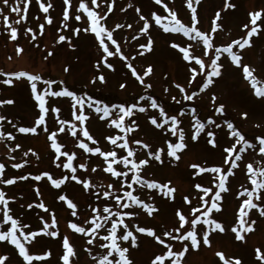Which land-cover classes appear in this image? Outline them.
<instances>
[{
  "label": "rangeland",
  "instance_id": "rangeland-1",
  "mask_svg": "<svg viewBox=\"0 0 264 264\" xmlns=\"http://www.w3.org/2000/svg\"><path fill=\"white\" fill-rule=\"evenodd\" d=\"M9 2L12 3L13 0H9ZM43 2L47 3L48 0H43ZM88 2L90 4V0ZM193 2L194 6L197 7L198 27L201 30L209 31L215 13L217 11L221 13V20L218 23H221L223 28L222 30H217L214 34L217 45H223L233 39L244 36L245 30L242 25L248 22V12L264 8V0H227L228 3L237 5L235 9H225L226 0H200L199 5L195 4V0ZM51 3L53 4V8L49 12L53 18L51 25H48L44 20V13L39 10L36 0H31V3L27 5V20L19 25L15 24L16 14L9 13L5 9V14L10 16V22L13 23V26L18 27L19 34L17 41L9 40L3 19L0 17V73H11L21 70L39 73L45 79H54L57 82L62 80L65 83L61 87L66 86L70 90H75L77 94L87 92L94 98L102 100L103 103H139L148 107L149 111L147 113L137 112L134 115L133 118L137 120L139 129L130 134V138L140 139L149 144L150 148L142 149L138 145H132V147L136 149L137 159L148 158L146 156L148 151L165 148V152L161 154L163 163L149 158L150 165L143 169L142 175L145 179L158 183L171 182L169 186L175 187L177 191L174 194L175 200L172 201L164 197L158 189L140 188L137 185H133L136 189L134 194L139 195L145 203L155 205L159 211L150 217L141 208L134 207L132 210L137 212L138 215L130 220L126 218V222L129 223L130 227L133 224H138L139 226L154 228L158 235L165 229L178 226L175 211L181 209L186 215L190 214V206L186 205L182 198L189 196L192 199V204L196 205V198L199 193L194 188V184L201 183L204 186H212V174L194 175L196 170L191 165L227 167V165L223 164L225 153L222 149L230 146L234 141L228 134L229 130L225 121H231L250 141L253 137L264 136V101L253 95L249 83L243 79L242 69L232 65L226 54H222L220 58V62L224 65L223 74L219 78H214L215 82L213 85L201 92L198 87L202 80L200 76L197 77L196 81L189 84V64L182 59V54L170 45L172 42L180 43L181 46H187L188 43H192L193 46L190 50L192 54L202 56V44L191 42L188 38L183 37L182 34L164 33L162 28L157 26L154 20L151 19V16L154 12L160 15H167V13L164 12L163 6L156 5L154 0H114L113 11L108 14L106 24L110 28L117 23L124 25L123 28L115 31L114 36L120 42L122 51L129 57V60L121 61L115 57L109 58L110 62L114 63L115 71L107 68L100 70L106 76L107 82L104 84L99 82L94 85L90 84L89 81L93 75L98 74L94 68L98 57L96 43L89 34L81 32L79 36H76L72 33L73 27L83 28L86 21L85 19L81 21L70 19L68 22L69 28H64L61 23L64 8L63 0H51ZM78 3L79 0H72L70 14L78 7ZM97 3L99 8L96 10L103 14L102 10H106L108 3H112V0H97ZM164 3H167L170 9L177 12L182 22L189 23L190 10L187 8L185 0H164ZM21 6L24 7L23 4ZM90 6L92 5L90 4ZM0 7L5 6L0 4ZM136 8L140 9V13L135 11ZM121 9L124 10L121 11ZM140 15H144L149 19L152 25L150 35L154 41L152 51L145 52L143 55L138 54L143 51L139 45L146 42V36L139 34V29L143 25V21L139 19ZM41 23L45 24L42 35L39 34L38 28ZM127 25H132V27L129 28ZM28 27H31L37 33L35 40H32L31 33L26 31ZM61 34L71 36L72 44L75 47L69 48L67 41L58 42V36ZM134 36L137 38L133 39ZM17 44L23 48V52L19 55L16 54ZM49 52H52L51 56L48 55ZM242 52V62L255 67L257 69L255 73L257 77L264 80V33L259 38L254 37L253 46L250 48L246 47ZM129 62L132 63L140 75H143L149 66L152 67V73L144 78L146 84L150 83L152 85L150 89H146L131 75L130 69L126 67ZM66 66L69 68L68 72L64 71ZM5 78L7 77L0 76V99H12L14 103L11 105H0V115L6 116L17 127L31 126L38 115V108L30 95L27 81L25 79L16 81L14 86L10 87L2 83ZM121 83L126 84L124 89L119 87ZM176 84L183 86L189 94L196 91L197 96L193 101L183 100V94L176 88ZM41 86L38 85V87ZM140 96L155 98L169 115H177L178 119L181 120L180 127L185 131L187 148L179 153L181 155L179 161L167 156L165 144L166 140L175 141L176 138L172 137L170 133L165 134L161 130L155 129L151 125L147 117L149 114L157 115L158 110L151 109L147 99L139 100ZM174 96L179 103L173 101L172 97ZM49 104L61 107V119L70 118L69 101L67 99L49 98ZM221 104L224 105L223 114L216 112V108ZM193 107L196 108L195 118H199L206 124V131L215 133V138L218 142L217 147L213 148L206 142L209 138L206 137L205 133H201V136L196 141L191 139V135L194 132L192 125L195 122V118L191 113ZM181 111L184 112L182 116L179 115ZM244 113H247L246 118L243 115ZM209 118L215 120L221 127L216 128L214 124H208ZM47 121L49 129L56 130L58 125L51 112L47 117ZM2 123L3 128L0 130L5 133L12 132L16 137L14 141L0 140V162L6 165L5 178L28 173L36 175L43 171H49L54 178L60 177L62 170L57 168L52 162L53 152L49 147L50 142L47 139V133L38 130L37 135L21 134L11 124L7 123V120ZM87 127L91 134L100 142V146L104 150H109L111 146L104 141V136L113 134L115 130L108 128L106 123L100 121L95 114H92ZM63 135L60 134V137L63 138ZM252 142L258 143V141ZM15 144H20L21 147L14 152H9V148H13ZM67 147L78 154L74 164L85 162L90 167L102 164V160L98 157H90L85 154L82 158L80 155L81 150L74 147L71 138L67 140ZM29 148L37 154L39 159L31 153L27 157L23 155ZM11 157H15V159ZM243 158L244 162L254 163L264 159L259 155L258 148L255 150L248 149L243 153ZM24 160H28L29 163L24 164L21 169H13L11 167L13 163L23 164ZM238 163L240 167L234 169L235 175L230 177L228 185L230 191L223 194V210L221 213L215 214L216 218L224 223L228 231L224 234L214 233L211 236L212 246L210 248L201 246L199 250L190 249L189 253L184 257V264H222L215 255L217 251L224 252L226 258H240L242 264H262L256 258L255 250L259 248L261 252H264V218L259 217L255 210L250 213L251 218L256 219L257 223L254 226L255 231L245 233L246 239L243 242L235 240L234 234L230 230L236 223L237 210L242 200L238 193L243 190V187L249 186L245 175L244 163ZM65 174H68L66 170ZM78 174L83 175L85 178L91 176L94 183L106 185L110 182L106 174H104L103 179H100L97 173L90 174L78 170ZM37 187L41 193L40 196L35 194ZM0 189L4 190L8 196L17 198L15 202H10L9 207L12 209L14 217H18L24 223L30 225L29 230H38L42 227L40 217L44 216L48 219L49 214L36 207L29 209L26 207L27 204L32 203L35 205L43 201L50 212H55L60 236L51 238L41 235L32 245L28 246L30 254L40 255L45 251H51L52 255L46 261H34L33 264H62L59 259L62 255L61 238L65 235L69 237L70 242L73 243L78 251V257L74 258L76 264H94L88 252L84 250L85 238L68 228V222L76 218L70 215L71 210L67 208L65 202L57 199L61 194L67 195L78 204L79 212L86 214L90 211L86 208L89 201L80 185L73 181L67 182L60 189H56L51 186L47 178L41 181H34L29 178L23 181L18 180L16 184L11 186L0 184ZM0 218H2V214H0ZM80 219L83 220L84 215H81ZM197 227L199 230L201 226L198 225ZM137 235L139 247L130 249L133 264H150V260L154 255L162 253L163 246L158 245L146 235ZM173 243L175 247H179L177 242ZM123 246H128V242H125ZM102 251L94 248L93 255H97ZM3 255H7L9 258L5 261V264H24L15 247L6 242H0V256ZM165 264H167V261Z\"/></svg>",
  "mask_w": 264,
  "mask_h": 264
},
{
  "label": "snow or ice",
  "instance_id": "snow-or-ice-1",
  "mask_svg": "<svg viewBox=\"0 0 264 264\" xmlns=\"http://www.w3.org/2000/svg\"><path fill=\"white\" fill-rule=\"evenodd\" d=\"M39 10L44 13V20L48 25L53 23V18L49 14L50 9L53 8L51 0L47 3L43 0H36ZM31 0H0V4L5 7H0V17L4 22L5 31L8 33V39L11 41L18 40L19 29L13 26L10 22V16L5 14V9L9 13H15L17 19L15 24L19 25L21 22L27 20V5ZM113 3H108L106 10H102L103 14L96 9L99 8L97 0H79L78 7L70 14L72 9V0H63L64 8L62 12V21L64 28H69L70 19L81 21L85 19L86 23L83 28L73 27V35L79 36L81 32L89 34L93 37L96 43L98 57L94 64L97 70L96 75H93L90 84L97 82L106 83V76L100 70L107 68L115 71L114 63L110 62L109 58H118L121 61H128L129 57L124 54L120 42L115 38L114 33L117 29L123 28L122 24H115L114 27H109L106 24L108 14L113 11ZM156 5H162L164 12L167 15L152 13L151 19L155 24L162 28L164 33L182 34L183 37L188 38L191 42L202 44V56L192 54V43L187 46H181L180 43L172 42L171 47L177 49L182 54V59L189 64V84L196 81L197 77L202 78L201 83L198 85L199 90L202 92L214 84V78H219L223 74V63L220 62L222 54H226L230 59V63L242 69L243 79L247 81L253 92V95L264 101V80H261L255 74L257 69L249 64L243 63V52L246 47L253 46V38H259L264 33V8L248 12V22L242 25L245 30L244 36L233 39L231 42L217 45L215 43L214 34L217 30H222L223 25L218 23L221 20V13L217 11L212 19L211 28L209 31L201 30L198 27V13L197 7L194 6L193 0H185L187 8L190 10V21L188 24L182 22L178 17L176 11L169 8L164 0H154ZM200 0H195V4L199 5ZM24 5V7L21 6ZM94 6V7H93ZM131 7V5H129ZM235 3H228L227 0L224 4L225 9H235ZM124 9H121L123 11ZM135 11L140 13V9L136 8ZM139 19L143 21V25L139 29V34L146 36V42L140 44L139 47L143 49L138 53L143 55L145 52L152 51L153 38L150 35L151 24L149 19L144 15H140ZM260 21V23H258ZM45 24L38 25L39 34H43ZM131 28L132 25H127ZM31 33V39L35 40L37 33L31 27L26 29ZM137 37L134 36L133 39ZM67 41L69 48H74L72 44V37L66 35H59L58 42ZM238 49V50H234ZM23 52V48L17 44L16 54L19 55ZM49 56L52 52L48 53ZM203 57V58H202ZM10 58V57H9ZM47 58V57H45ZM206 58V59H205ZM207 60V62H206ZM194 62V63H193ZM126 67L130 69L131 75L143 85L146 89H150L152 85L145 83V77L152 73V67L149 66L143 75L137 73L132 63H127ZM65 72L69 71L66 66ZM0 76L7 78L2 80V83L7 86H14L16 81L25 79L29 85L30 95L33 98L36 107L38 108V115L31 126H19L13 124L10 119L4 115H0V129L3 128L4 121L11 124L18 133L37 135L38 130L47 133V139L50 142L49 147L53 152L52 162L57 168H60L61 175L59 178H54L53 174L49 171H43L39 174L32 175L31 173L19 175L12 178H5L6 165L0 162V184L11 186L16 184L18 180H28L31 178L34 181H41L44 178L50 182L51 186L60 189L67 182H75L80 185L83 192L88 198L86 208L89 209L86 214L79 212V207L76 202L70 199L67 195L61 194L57 197L59 201L65 202L70 215L76 218L68 222V228L74 233L80 234L85 238V251L88 252L94 264H133V259L130 256V249L139 247L138 235L143 234L152 238L158 245L163 246L161 254L154 255L150 260V264H184V257L191 250H199L201 246H212L211 236L214 233L224 234L226 229L223 222L218 220L215 214L221 213L223 210L224 193L230 191L229 182L230 177L235 175L234 169H238L240 164L244 163V170L248 187H243V190L238 193L242 197L241 203L237 210L236 223L231 227V232L237 241H245V233H252L255 231L256 219H252L250 213L255 210L259 217L264 218V159L260 162H244L243 153L248 149L255 150L258 148L259 155L264 158V136L253 137L250 141L231 121H225L229 136L233 138V143L230 146L223 147L225 153L223 166H201L200 164H192L191 167L196 170L194 175L212 174V186H204L201 183H195L194 188L199 193L196 205L192 204V199L189 196H184L182 199L184 203L190 206V214L186 215L181 209L175 211L178 226L170 229H165L161 234H157L156 230L151 227H143L138 224H133L130 227L127 219H131L138 215L133 211L134 207H139L146 212L148 216H153L159 209L150 203H145L139 195L134 194L136 189L133 185L140 188L158 189L162 195L169 200H175V193L177 189L169 186L168 183H158L153 180L145 179L142 171L145 167L150 165V159L163 163L161 154L165 152V148H158L154 151H148L146 156L148 158L137 159L136 149L132 145H138L142 149H149L150 145L140 139L130 138V134L139 129L137 120L134 115L139 113H147L148 107L142 106L139 103L127 104V102L119 104L103 103L102 100L94 98L87 92L77 94L75 90H70L64 85V81L57 82L54 79H45L39 73L28 72L25 70L0 73ZM38 85H42L38 87ZM183 94V100L193 101L197 96V92L193 91L190 94L186 92L185 88L180 84L175 85ZM121 89L126 87L125 83L119 85ZM55 88V90H54ZM167 91V89H165ZM49 98H64L69 101L70 118L61 119V107L52 106L49 104ZM149 101V107L158 110L157 115L149 114L147 119L155 129L161 130L163 133L175 137V141L166 140L167 156L173 158L175 161L181 159V153L187 148L185 143V131L180 127L181 120L177 115H169L165 108L151 96H140L139 100ZM176 101V97H172ZM215 99V97H213ZM179 103V101H176ZM14 101L12 99H0V105H11ZM90 110V111H89ZM54 115L58 127L56 130H50L48 127L47 117L49 113ZM216 112L223 114L224 105L221 104L216 108ZM191 113L195 118L196 108L191 109ZM92 114H95L100 121L106 123L110 129H114L113 134L104 136V141L110 145L109 150H104L100 146V142L91 134L87 127L88 121L91 119ZM115 114V115H114ZM179 115H184L181 111ZM247 117V113L243 114ZM127 121V122H126ZM208 124H214L216 128L221 125L217 124L215 120L209 118ZM259 127V125H257ZM194 132L191 139L196 141L205 133L207 143L213 148L218 146L213 131H206V124L199 118H195L192 125ZM60 134H64L63 138ZM71 138L72 143L76 149L81 150L80 155L83 158L85 154L90 157H98L102 160V164L89 166L88 163L79 162L77 160V152L70 150L67 147V140ZM6 139L14 141L16 137L12 132H3L0 130V140ZM252 141H258L253 143ZM239 146V147H238ZM21 147L20 144H15L13 148H9V152H14ZM31 153L33 156L39 157L29 148L23 153L27 157ZM15 159V157H11ZM28 160L22 163H13V169H21L24 164H28ZM65 170L68 174H65ZM78 170L85 173H97L100 179L104 178L106 174L110 182L106 185L101 183H94L91 176L85 178L83 175L78 174ZM99 170V171H98ZM131 174V175H130ZM35 194L40 196L39 188L35 189ZM15 196H8L7 193L0 189V242H6L15 247L18 255L22 258L24 264H33L34 261H46L52 253L45 251L43 254L36 255L30 254L29 245H32L41 235L51 238L60 236L58 230V221L55 212H50L49 208L40 201L33 205L27 204V208L33 207L43 210L48 213V219L44 216L40 217L42 227L38 230H29L30 225L24 223L20 218L14 217L12 209L9 207L10 202L16 201ZM81 215L84 219L81 220ZM201 226L198 230L197 226ZM202 233V234H201ZM167 238V239H165ZM128 242V246H123ZM173 242H177L179 247H175ZM62 255L60 260L62 264H76L74 258L78 257V251L73 243L70 242L68 236L61 238ZM103 250L97 255H93V249ZM256 258L264 264V252L259 248L255 250ZM215 255L219 258L222 264H242V260L238 257L226 258L224 252L217 251ZM9 258L7 255L0 256V264H5Z\"/></svg>",
  "mask_w": 264,
  "mask_h": 264
}]
</instances>
